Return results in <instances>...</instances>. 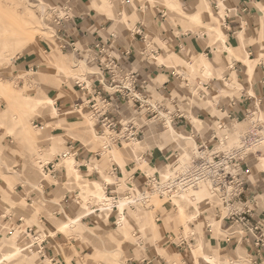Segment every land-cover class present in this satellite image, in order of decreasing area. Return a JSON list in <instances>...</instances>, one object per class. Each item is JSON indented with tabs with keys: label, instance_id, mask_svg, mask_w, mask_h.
<instances>
[{
	"label": "rangeland",
	"instance_id": "obj_1",
	"mask_svg": "<svg viewBox=\"0 0 264 264\" xmlns=\"http://www.w3.org/2000/svg\"><path fill=\"white\" fill-rule=\"evenodd\" d=\"M43 1L45 4L42 0H0V50H5V53H2V56H0V76L2 79L10 81L13 87L16 88L14 89V93L11 95H0V194L2 196V198H0L2 199L0 200V207L5 209L6 206H10L13 211L20 212H18V215H15L10 224L0 223V233L2 235L0 236V241L6 243L8 238H11L9 242H18L20 246L25 248L24 244L27 243L24 241L22 242V238L27 235V232L23 228H20L22 230L21 238L19 237V233L13 235L14 229H18V226L16 227V221L22 218L28 224L27 226L29 228L33 230L34 226L38 228L37 230L40 232L37 235L39 236L40 233L42 235L40 236V240L38 242L54 237L53 239H55L56 244L53 248L55 246L57 248H54V251L62 257L60 258V264H132L131 259H142V254L144 257H147V252L155 256H161L169 264H182L176 254V251L178 252V250L168 244L167 236L170 234L172 239L177 240L179 243V238L181 237H184L187 240L198 237V232H196L199 227L197 226L198 223L205 222L207 219L219 221L216 212L218 203L212 199L207 189L203 188L207 195L206 199L202 201L203 203L197 201V198L195 200V197L191 198V196H189L185 201L177 200L173 203V205H171L166 203V200L155 197L151 200L149 208L138 207L135 209H127L128 212L132 213L133 222L137 224V222L143 217L147 223L137 225L131 229L126 224L129 235L128 239H125L124 235L119 229L117 230L113 224L112 226H108L107 218H110L111 213L110 215L107 212L101 214V219H99L96 215L89 217L90 219L85 221V224L91 228L88 231L82 226V223L80 224V222H78L79 219L81 220L80 214L86 216L100 206V202L96 197H100V193H95V186L93 184H89V181L86 180L85 172H83L84 174L80 178H76V175H72L71 178V171L68 170L67 173L66 170V173H62L63 177L60 180H54L51 177H46L40 168L41 165L55 161L58 155L66 152L68 150V144L71 142L75 145L78 144L79 148H84L82 151L83 154L88 151L92 152L94 155L97 152L102 151L103 146L101 140L95 138V123H93V120H90L88 114H82L83 112L89 113V111L83 106L80 111H75L72 107L71 111L73 113L66 116V121H59L58 119L52 120L53 125H51L49 129H45L41 132H37L33 129L34 126L44 127L46 123L49 122L50 114L48 110L34 112L29 107L30 102L42 98L53 97L55 101L59 98H63L64 103H70L71 97L74 96L76 97V100L79 99L74 103V106L78 104L80 105L83 100L77 97V93L75 92L77 91L75 88L76 83L79 81L83 82V80L92 77L100 78L98 76L99 74H102V71L94 63V56L89 52L81 50V52L76 56H69L61 52L58 27L54 23V20L51 19V15L50 18L47 16L49 8L55 6H52L48 0ZM169 1L170 0H159L158 2L168 6L171 12L178 14V17L174 15L176 24L183 25L187 30H191L193 26H198L187 25V23L181 18L180 13L177 10H173L169 6ZM99 2L107 4L109 8L112 7L111 10L115 11L116 16L120 18L118 15L119 11L117 7V0H91L92 7L97 12L106 14L109 18H111L108 10L100 8L99 6L97 7ZM152 2H154V0H152ZM56 7L62 10L66 7V5H59ZM118 18L115 23L113 21V24H118L121 28L129 26L127 25L128 23L125 17L122 20H118ZM130 27L135 29L134 25H131ZM32 33L35 38V42L29 44L24 49H22L21 45L14 42L16 35H29ZM153 41V38H148L149 51L152 49L157 50L158 48L151 45ZM214 47H216L219 52L222 51V45L219 43H217ZM64 56H66L69 62L63 59ZM26 58H28L31 62L30 66L32 68L24 69L18 67L21 62L26 60ZM58 58L63 59L60 62V64L63 65L56 69L53 67V64L56 62L52 59ZM10 59H13L11 64L7 62ZM194 63L195 67L193 66L192 70L185 69L186 72H183L186 74L193 86L198 84L196 81L197 79H200L201 81H208V78L217 77H210L206 75L201 69V65H199L197 61ZM65 64L71 65L66 67ZM85 64H88L90 73L86 69ZM74 65L80 66L75 67ZM166 65L171 66L173 64ZM178 65L180 64H175V66ZM48 67L53 69L52 73H47L48 70L46 68ZM63 70L67 73H63ZM20 71H27V73L19 78L18 72ZM223 74V76H225L226 71L223 72ZM222 81H224V79ZM222 88L223 84L219 89L215 88L214 91L209 93L206 92V94L210 98L215 96L235 97L238 93H240V90L245 87L240 89L228 87L229 89L231 88L230 91L226 87L227 89L225 88V91H227V93L223 94L218 91ZM185 92L186 95L184 94L181 96L175 93L173 96L179 100L189 98V101H191V94L193 96L196 94L195 98H193L191 102L192 113L190 111L189 114V119L193 128L190 126L188 129L183 126L178 127H183L186 134L190 136L200 134V136H203L206 142H208L213 132L212 124L208 119L204 121V118L198 116V113L200 110H204L206 114L211 111L215 112L216 104L205 101L203 102L202 97H199L193 88L192 90L185 89ZM23 95H28L30 98H24ZM57 107H63L61 106L60 101ZM254 109L255 105L252 106L251 110ZM260 109L261 111L264 110L262 107H260ZM194 118H198L201 122L199 121L195 123ZM66 123H68V125ZM90 124H92V129H90L89 133L83 135L79 132L80 127L85 128L87 126L86 129H89V127L91 128ZM244 125L246 126L245 128L249 127L248 122L240 123L239 127L243 128ZM73 133L79 134L83 139L73 137ZM163 134L165 133L159 132L158 134H153L154 136H150L143 141L144 144L142 145L144 149L139 146V157L144 153H149L148 155L150 156L146 157L147 159L143 162V164L137 165L136 167L132 164L137 160L131 153L133 147L130 148V146H126L124 149H114L120 155L122 160H120L116 153H114L115 151H111L107 155L103 154V158L100 161L101 163L95 164L100 168V175L104 181L103 184L100 183L103 189L102 192H105V185L106 183H109L105 180L103 174H109L112 178V183L116 182L120 186V197L124 198L125 192L129 189L127 183L138 167L146 170L150 174L155 173L154 171L152 172L150 168L154 167L159 169L160 172L162 171L161 173L164 174L170 169L172 170L173 165L175 164L176 156L180 157L183 149V157L189 156L190 153L193 152L192 150L195 149V145H193L190 141H181L179 139L162 140ZM63 135H65V138ZM7 136H10L11 138L5 141ZM3 142L5 146L3 145ZM18 146L24 148L29 155V159L26 161L28 165L25 166L24 172L18 171V169L21 168L19 162L16 160V154H18L16 148ZM179 147H182L183 149L181 150ZM58 149L59 153H57ZM153 150H155V153L154 155H151L150 151ZM159 150L162 151V154ZM255 150H262V153L264 154V145L259 144ZM70 156L72 157L65 160V167H67L68 160L75 158H73V155ZM257 156L260 158L264 157L256 155L253 159H257V161H259ZM164 157L169 158V162H166ZM39 162L42 164H39ZM96 162L97 161L93 156L92 163ZM167 163L172 166L169 170L166 168V165H168ZM114 164L122 167L123 176L112 175L111 171ZM103 168H105L106 171L103 170ZM132 168L135 169L132 170ZM258 169L259 171L264 170L261 167H258ZM22 175H24L25 178H21ZM6 178L12 181L11 185H5ZM52 183H56L58 185L55 200L63 198L68 192H76L73 195L74 201L71 202L72 204L70 206L71 213L68 215L66 214V217H62L61 208L64 207V205L62 207L56 206L51 201L46 200L43 196L44 188ZM142 183L143 180L136 181V192L141 190ZM18 186H24L23 193H18ZM32 192L37 193L38 196L28 204L27 199L30 196L29 194ZM192 202H196V204H193ZM198 203L200 204L198 205ZM197 205L201 215L197 220H193L197 214L194 207L197 208ZM177 206L178 208L182 207L181 214L184 216L181 214L178 215ZM49 210L51 212H49ZM54 211H60L62 219L61 217L58 218L54 214ZM133 211L137 212L133 214ZM6 212L9 214L7 209ZM72 213L79 214H76L75 217L71 218L70 216ZM43 216L48 219L49 225H45L40 222ZM100 222H102L103 226L106 225L104 229L99 230L97 228V224ZM155 224H157L161 230L160 236L156 233L157 229L155 228ZM43 226L52 230L56 229L58 230L57 233L62 234L60 237V234H51L52 232L48 230H42ZM3 227L5 229H3ZM221 228L223 229V232L218 233L211 228L210 230L212 231V235H210L211 233L208 235L209 229L205 230L204 241H206V253L216 255L218 257L222 254L219 250L211 248L208 239V237L211 238V236L212 238L220 239L222 237H226L230 233V227L227 225L224 226V224H221ZM234 231L236 234H241L242 230L241 228L235 227ZM121 240L123 242L122 249L124 250L122 255L119 252V250L121 251V248L119 247V242ZM195 242L197 243V240ZM196 243L194 245H196ZM5 246L6 247L3 248V250H0V258L4 252L9 250V246L6 244ZM32 248L34 249V247ZM192 248L193 246H191L190 250L194 253V258L197 261L196 264H200L201 261L198 262L200 259L197 257L199 251ZM23 253L25 255L24 258L17 257L11 260H6L3 264H43L40 260L39 254L33 256V253H30L29 250H24ZM241 257V260L234 259L236 264L249 263L250 258L246 256L245 252L241 253ZM49 261L50 260L47 259V262L44 264H53ZM225 262H227V260H225Z\"/></svg>",
	"mask_w": 264,
	"mask_h": 264
},
{
	"label": "crops",
	"instance_id": "obj_2",
	"mask_svg": "<svg viewBox=\"0 0 264 264\" xmlns=\"http://www.w3.org/2000/svg\"><path fill=\"white\" fill-rule=\"evenodd\" d=\"M158 1L159 0H154V2H152V0H117V7L119 11L118 15L120 18L116 16L115 11L111 10L112 7H110L109 11L111 18H109L106 14L97 12L92 7L91 0H48L52 6L66 5L72 8V18L69 20L70 22L68 23L67 32L69 37L61 38V42L67 46V49L62 51L63 54L71 56L72 49L69 45H71V43H75L76 46L84 52H86L87 49L92 50L98 55V58L103 57V53L112 55L116 59L120 60L123 64L140 69L143 72L144 78L148 79L149 89H160V93L167 97L170 95L173 96L175 93L181 96L186 93L185 88H183L185 87V82H183V80L189 79L183 72H186L185 69L192 70L195 61L200 64V60L204 59L207 66L213 70V76L217 77L214 78L212 76L213 78H208V81H201L200 79H197L196 81L198 84H208L210 86L209 92L214 91L215 88L219 89L220 86L222 87V84L223 88L218 90L222 94L227 93L225 88L230 87L228 84L232 85V88L234 89L245 87L240 90V93H238V95L235 97L215 96L210 98L208 95H206L202 98L203 102L205 101L216 104L215 112L211 111L210 113L206 114L204 110H200L198 113V116L203 117L204 121H206V119L210 121L213 129H215L216 124L219 122H224L225 120L226 114L220 112V108L222 106L229 110L232 113L233 118L238 120L240 123L243 122L246 111L252 109V106L256 103H259L260 107L264 108V0H170L173 6L171 8L173 10H177L180 13L181 18L186 23L189 16L199 14L206 25H211L213 23L212 16H215L220 24L221 30L225 34L224 44L220 41H216V39L211 34H209V31L205 26H193L191 30H187L183 25L176 24L174 15L178 17V14L171 12L168 6L160 4ZM42 2L45 4L43 0ZM124 17L126 18L128 23L127 25L129 26L125 25V28H121L118 24H113V21L115 23L117 18L118 20H122ZM140 24H142L144 27L142 36L135 33V29H139ZM131 25H134L135 29L130 27ZM149 37L154 39L151 45L158 47L157 50L152 49L153 52L157 53V55H154L155 59L153 57L154 60L151 58L153 55L152 51L148 50ZM217 43L222 45V51L220 52L216 47H214ZM224 46H226V48H230L234 52L235 56L228 55L226 50H224ZM63 59L68 61L66 56H64ZM63 59H52L54 62L59 63H54L53 67L56 69L61 67L63 64H60V62ZM30 63L31 62L28 60V58H26V60L21 62L18 67L24 69L32 68ZM166 64L173 65L169 66ZM175 64L180 65L175 66ZM70 65L71 64H65L66 67ZM74 66L78 67L80 65ZM49 67L46 68L48 70L47 73H52L53 69H50ZM85 67L89 72L90 69L88 64H85ZM225 71L226 74L223 76V72ZM223 79L224 81H222ZM230 89L228 88L229 91ZM75 92L77 93V97L80 98L78 91ZM78 100L79 99L76 100V97L74 96L71 97L70 103H64L63 98H59L57 100L58 105L60 101L61 106H63L60 108L56 105L61 113V116L58 118L59 121H66V116L73 113L71 109L72 107L75 108L74 103ZM85 114H88V112H85L84 115ZM194 120L195 123L200 121L198 118H194ZM66 124L68 125V123ZM183 127H185V125H183ZM183 127L175 126V130L184 136L186 140H182L179 137L174 139L172 136L173 132L171 130L163 134L162 140L179 139L181 141H190L193 145H196L195 139L192 136L187 135ZM245 127L246 126L244 125L243 128ZM186 128L188 129L189 127L186 126ZM94 134L95 138H97L98 133L95 129ZM63 137L65 138V135H63ZM200 137L205 140L203 136ZM10 138V136H7L5 141L9 140ZM16 149L18 151V154H16V160L21 166L18 171L24 172L25 166L28 165L26 161L29 159V155L21 146H18ZM179 149L182 150L183 148L179 147ZM83 150L84 148L81 149L80 158L82 163L77 161L73 155V158L77 163L83 164V162H86L88 159H92L89 158L88 151L87 153L83 154ZM57 153H59V149ZM183 154L184 149L180 155V158L186 159L189 157H183ZM139 159L140 157L137 158V160ZM95 160L97 162L91 164H99L101 163L100 161L102 159ZM262 160H264V157H261L259 161H257V159L255 160L251 158V160L248 162V166L250 168L248 172V185L252 194L250 195L248 192L246 199L253 196L254 199L250 198L249 200L251 207L255 211L253 214L254 222H261L264 224V170L259 171L258 169V167L264 169V162H261ZM40 168L42 169L41 166ZM150 168L152 172H160L157 168ZM134 169L135 168H132V170ZM66 170L68 173L67 167ZM103 170H105V168H103ZM87 171H89V169H82V172L86 173ZM85 175L86 180L89 181V184H93L95 182L103 184L104 182L98 169L96 168L92 170L91 174ZM21 178H25L24 175H22ZM113 183H106L105 192H103L106 194V197L109 196L107 185ZM11 184L12 181L6 178L5 185ZM57 190L58 185L56 183H52L44 188L43 196L46 200L51 201L56 206L62 207L64 205V207L61 208L62 217H66V214L68 215L71 213L70 206L72 204L71 202L74 201L73 195L76 192H68L63 198L55 200L57 196ZM17 191L18 193H23L24 186H18ZM29 195L30 196L27 199L28 204L38 196L35 192H32ZM0 198H2L1 194ZM101 204L102 203H100V206ZM199 204L200 203H198V205ZM198 205L197 208L194 207V210L197 211V214L193 220H197L201 215ZM100 206L98 209H100L102 212L98 215L94 214V212H90L86 216L80 214L83 224L82 226L87 231L91 228L85 224V221L90 219L89 217H91V215H96L99 217V219H101V214L106 212L110 214L112 212L105 211ZM122 207L124 208L125 214L124 224H127L130 229L136 227L137 225L147 223L142 217L141 220L136 224L133 222L134 220L132 213L127 211L126 206ZM6 209L9 211V214L6 212ZM18 212L19 211H13L10 206H6L5 209L0 207V223L10 224L13 221L15 215L20 213ZM49 212L51 211L49 210ZM136 212L137 211H133V214ZM54 214L58 218L61 217L60 211H54ZM76 214L78 215L79 213ZM76 214L72 213L70 217H75ZM21 220L23 219L20 218L16 221V227L18 226V229H14L13 231V235L19 233L20 238L22 233L20 228H23L26 232L27 230L31 229L27 226L28 224L24 220L23 222H21ZM119 220L120 219L118 215V219L115 224V216H111L108 218V226H112L113 224V226H115L118 230L120 227ZM40 222L45 225H49V221L45 216L41 218ZM221 224L230 227V233L226 237H222L220 239L212 238V236L211 238L208 237L211 248L222 252L220 257H218L216 255L206 253L207 247L206 241H204V233L205 230L209 229L208 235L210 233V235H212V231L210 230L211 228L217 233L223 232ZM155 226L157 229L156 233L160 236L161 230L157 224H155ZM197 226H199L196 231L198 232V237L193 238L192 249L199 251L198 249L202 247V252L197 254L198 259H200L198 262L201 261L200 264H209L204 259H201L203 255L212 257L218 264H236L234 259L241 260V253L244 252L250 259L249 263L243 264H264V248H257L254 243L255 235L257 234L248 233L247 236H249V238L246 237V234L242 235L234 233L233 235L232 233L234 232V229H232L230 224H227L226 222L222 223L218 220L212 219H207L205 222L198 223ZM105 227L106 225L103 226L102 222L97 224V228L99 230L104 229ZM3 229L5 228L3 227ZM37 229L38 228L34 226V230L32 229V234H29L28 232L27 235L22 238V242L24 241L27 243L24 244L26 250H29L28 247L33 244V238L38 236L37 234L40 231ZM43 229L52 232L51 234H60L59 237L62 234L57 233L58 230L56 229L52 230L44 226L42 227V230ZM263 234L264 228L261 229V235ZM0 236H2L1 233ZM39 236H42L41 233ZM168 236H170V234H168ZM53 238L45 239L46 241L43 244L37 242L34 245V251L39 254L40 260L43 264L47 262V259H49L53 264L61 263V255L56 254L57 252L55 253L54 248L57 249L56 246L53 248V246L56 244L55 239ZM10 239L11 238H8L6 243L9 242ZM196 240L197 243L195 242ZM195 243L196 245H194ZM122 244L123 242L121 240V251L119 250L121 255L124 253ZM4 245L5 242L0 241V250ZM170 246L178 250V252L176 251V254L178 255L179 261L182 264L197 263L194 258L195 256L193 251L191 252L190 250L191 247L180 249L174 245ZM35 252L32 254L33 256L37 255ZM146 256L147 257H144L142 254V259H131L132 264H169L161 256H155L148 252ZM225 260H227V262H225Z\"/></svg>",
	"mask_w": 264,
	"mask_h": 264
},
{
	"label": "built area",
	"instance_id": "obj_3",
	"mask_svg": "<svg viewBox=\"0 0 264 264\" xmlns=\"http://www.w3.org/2000/svg\"><path fill=\"white\" fill-rule=\"evenodd\" d=\"M71 13L72 9L69 6L62 10L56 6L50 7L47 11V16L50 18L51 15V19L58 27L61 52L67 49V46L61 42V38L69 37L67 32L69 20L72 18ZM143 30L144 27L140 24L139 29H135V33L142 36ZM69 46L72 49L71 56H76L81 52L75 43ZM86 51L94 56L95 65L102 71V74L98 76L101 79L92 77L83 82L79 81L75 85L83 100L75 108L80 111L85 107L89 111L103 145L102 151L94 155L88 152L90 159L94 156L95 159L100 160L106 151L114 148L124 149L135 141L143 142L146 138L154 136L153 134L167 132L171 126L192 127L189 114L190 111L192 113L191 102L196 94L195 96L191 94V101L189 98L179 100L172 95L164 96L160 93V89H149L148 79L144 78L140 69L123 64L107 53H103V57L98 58L92 50L87 49ZM152 54L151 58L155 59L154 55L157 53L152 51ZM183 82H185L183 88L186 90L193 88L199 97L203 98L207 95L206 92L210 91L208 84L199 83L193 86L189 80H183ZM56 105L58 106V101ZM220 112L226 114L225 120L215 125L208 142L203 140L200 134L192 136L196 145L192 152L191 162L188 160V164L183 165L180 157L176 156L172 168L174 171L169 175H163L161 172L150 174L146 170L137 168L127 183L129 189L124 195V199L127 200L126 209L149 208L154 196L173 205L174 201L190 195L193 190L206 186L212 199L218 203L216 212L219 221L230 224L232 229L241 228V234H246L247 238H249L248 233L257 234L255 235V246L263 249L264 234L261 235V229L264 228V224L254 222L255 211L249 200L254 198L251 196L246 199V196L248 192L252 194L248 185L250 169L248 162L256 155L264 156L262 150H255L264 138V114L259 103H256L255 109L247 110L244 115L243 122L249 123V127L244 129L239 127L240 122L233 118L232 113L224 106L220 108ZM81 149L78 144L69 143L68 150L58 155L55 161L42 165L44 175L60 180L63 177L62 173H66L64 163L70 155H74L75 159L82 163ZM159 152L162 154L161 150ZM150 153L154 155L155 150ZM148 154L144 153L139 160L134 161L132 163L134 167L143 164L146 157L150 156ZM164 159L169 162V158L164 157ZM258 159L260 160V157ZM91 160L83 162L81 170L87 169V164L92 163ZM171 167L170 164L166 165L168 170ZM111 173L113 176H123L122 168L117 164L112 166ZM139 179L143 180V183L141 190L136 192L135 185ZM119 190L120 186L117 183L107 185L108 195L112 202L106 208L112 206L111 216H115V224L120 214ZM93 212L100 214L102 211L96 208ZM28 232L32 234L33 230H27ZM234 233L236 232L232 234ZM167 239L168 244L180 249L190 248L193 243V238L187 240L181 237L179 243L171 236Z\"/></svg>",
	"mask_w": 264,
	"mask_h": 264
},
{
	"label": "bare ground",
	"instance_id": "obj_4",
	"mask_svg": "<svg viewBox=\"0 0 264 264\" xmlns=\"http://www.w3.org/2000/svg\"><path fill=\"white\" fill-rule=\"evenodd\" d=\"M100 7V8H104L108 11H110V8L108 7L107 4H104L102 2H99L97 4V7ZM169 6L170 7H173L171 2L169 1ZM201 15L197 14V15H194V16H189L188 17V20H187V24L189 25H198V26H206L209 33L216 39V41H221L223 44L225 43V34L223 33V31L221 30V27H220V24L217 20V18L215 16H212L213 17V23L211 25H206L202 18L200 17ZM14 42L16 44H19L22 46V49L26 48L29 44H32L33 42H35V38L33 36V33L32 34H29V35H24V34H20V35H16L15 36V40ZM224 50H226V52L228 53V55L230 56H235L234 55V52L230 49V48H226V46H224ZM2 53L4 54L5 53V50L2 49L0 50V56H2ZM236 58V57H234ZM238 59V58H237ZM13 59H10L9 61V64H11V61ZM81 63V62H80ZM201 65V69L203 70V72L212 77L213 76V70L207 66V64L205 63L204 59H201L200 60V64ZM195 67V66H194ZM63 73H67L66 71H62ZM26 71L25 72H18V76L19 78L22 76V75H26ZM9 80V79H8ZM228 86L232 87V85L228 84ZM14 88L13 85L10 83V81H7V80H4L1 78L0 76V95H11L14 93ZM17 92V91H15ZM19 94V93H18ZM17 96V95H16ZM24 98H30L28 95H23ZM21 98V97H20ZM23 98V97H22ZM37 99V98H36ZM28 100V99H27ZM33 100V99H32ZM30 109H32L34 112H42L44 110H48L49 111V114H50V119H49V122L44 126V127H39V126H34L33 129L36 130L37 132H41L45 129H49L51 127L52 124V120H57L60 116H61V113L60 111L58 110V108L56 107V101L54 100L53 97H47V98H42V99H38L36 101H32L30 102ZM75 111H76V108H74ZM85 112H83L82 114H84ZM89 114V113H88ZM89 118L90 120H93L92 119V116L89 114ZM22 121V119H21ZM91 125V128L89 127V129H86L83 128V127H80L79 129V132H81V134L85 135L87 133L90 132V129H92V124ZM172 131L173 132V138L176 139V137H179L181 138L182 140H186V138L184 136H182L181 134H179L176 130H175V126H171L170 129L168 131ZM71 133V132H70ZM73 137H79L80 139H83L79 134L77 133H73L72 134ZM85 138V137H84ZM97 139H100L99 138V135H97ZM191 139V137H190ZM144 144L143 142H138V141H135V142H132L131 144H129L128 146L133 147L132 148V155L135 159H137L139 157V146H141L143 148V145ZM261 144L264 145V138L262 139L261 141ZM260 144V145H261ZM116 149V148H114ZM114 149L110 150V151H106L104 152V155L106 154H109L111 151H115ZM144 149V148H143ZM193 151V150H192ZM114 153H116V155L119 157L120 160L121 157L120 155L115 151ZM63 154V153H62ZM191 155H192V152L190 153L189 157H187L186 159H182L180 158V162L185 165V164H188V160L190 161L191 160ZM70 157V156H69ZM261 162H264V160H262ZM41 162H39L40 164ZM49 163V162H48ZM83 164H80V163H77L75 161V159H72V160H68L67 162V167H68V170L71 171V175L70 177L73 175H76V178H80L84 173L82 172L81 170V167H82ZM42 167V165H41ZM98 169L99 173H101V170L100 168L97 166V165H92V164H87V169H89V171L86 172V174H91L92 170L93 169ZM178 170V169H177ZM176 170V171H177ZM174 170H169L167 173H164V175H169L170 173H172ZM82 173V174H81ZM103 177L105 178V180L109 183H112V178L109 176V174H103ZM72 178V177H71ZM70 178V179H71ZM88 185V184H87ZM85 185V186H87ZM93 185L95 186V189H96V192L95 193H100L102 192V186L100 183L98 182H95L93 183ZM207 189L206 186H202L200 187L199 189L197 190H193L191 192L190 195H185L183 196L182 199L180 200H183L185 201L189 196L192 197H195V200L197 198V201H200V203L202 201H204L207 197L206 195V192L204 189ZM208 190V189H207ZM209 191V190H208ZM84 193V192H83ZM103 193V192H102ZM210 193V192H209ZM194 194V195H192ZM211 195V194H210ZM99 200L101 204V208H103L105 211H112V206H110L109 208H106V206L108 204H110L112 201L110 200L109 196L106 197V194L103 193L101 194V196H96ZM155 197H158V196H154L152 199H154ZM159 198V197H158ZM190 200V199H189ZM176 202V201H174ZM193 204H196V202H192ZM122 206H127V200L124 199V198H121L119 201H118V208H119V211H120V214H119V230L120 232L124 235L125 239L127 238L128 239V235H129V231L127 229V226L124 224L125 222V214H124V208ZM197 210V209H196ZM177 212H178V215L182 213V207H179L177 206ZM110 215V214H109ZM183 215V214H181ZM184 216V215H183ZM182 218V216H181ZM108 219V218H107ZM78 222H80V224L82 223L81 220L79 219ZM221 222V221H220ZM40 240V236L38 237H34L33 238V244H31L28 248H29V252L30 253H34V249L32 247H34L35 243L38 242ZM8 241V240H7ZM44 241V240H43ZM43 241H41L40 243H42ZM118 242V241H117ZM7 246H9V250H7L6 252H4V254L2 255V257L0 258V264H3L4 261L6 260H11V259H14V258H17V257H25L24 255V250L26 251V249L22 246L19 245L18 242H7L5 243ZM119 245H121V241L119 242ZM6 246L4 245L1 250H3V248H5ZM120 247V246H119ZM199 252L201 253L202 252V247H200V249H198ZM28 251V250H27ZM37 255L38 253L35 252ZM201 259H204L206 262H208L209 264H218L212 257H209L207 255H203V257ZM50 262V261H49Z\"/></svg>",
	"mask_w": 264,
	"mask_h": 264
}]
</instances>
